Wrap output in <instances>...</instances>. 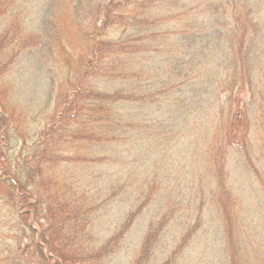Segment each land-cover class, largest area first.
I'll list each match as a JSON object with an SVG mask.
<instances>
[{
    "label": "trees",
    "instance_id": "obj_1",
    "mask_svg": "<svg viewBox=\"0 0 264 264\" xmlns=\"http://www.w3.org/2000/svg\"><path fill=\"white\" fill-rule=\"evenodd\" d=\"M193 252L264 264V0H0V264Z\"/></svg>",
    "mask_w": 264,
    "mask_h": 264
},
{
    "label": "rangeland",
    "instance_id": "obj_2",
    "mask_svg": "<svg viewBox=\"0 0 264 264\" xmlns=\"http://www.w3.org/2000/svg\"><path fill=\"white\" fill-rule=\"evenodd\" d=\"M131 249L132 248H130V250L128 251V252H126V250H124L123 251V253H122V255H123V259H124V261H126V263L129 261V258H130V256H131ZM207 256L208 255H210V253H208V254H206ZM191 258H192V260H193V263H195V264H205V262L204 261H202V259L201 258H197L196 257V253L195 252H193L192 254H191Z\"/></svg>",
    "mask_w": 264,
    "mask_h": 264
}]
</instances>
